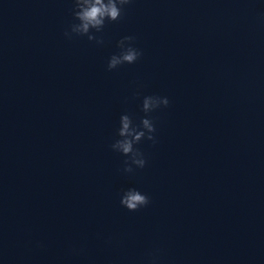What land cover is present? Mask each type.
<instances>
[{"label":"clouds","instance_id":"9594fccd","mask_svg":"<svg viewBox=\"0 0 264 264\" xmlns=\"http://www.w3.org/2000/svg\"><path fill=\"white\" fill-rule=\"evenodd\" d=\"M132 0H73L72 9L73 23L65 30L66 38L75 36H87L89 41L103 43L93 34L101 32L106 22H115L121 19L125 6ZM135 37L125 36L118 42L119 53L113 54L108 61L109 71L116 69L123 64H133L143 55L142 51L133 47ZM170 101L167 97L148 95L142 100L141 111L144 116L140 118L139 124H135L133 117L129 114H122L119 121V128L116 139L111 144V149L118 152L126 159L124 160V173H133L137 169H143L147 164L144 153L136 147L142 140L156 143V126L151 113L168 107ZM150 197L137 188L123 190L120 195V205L129 212H136L150 204ZM146 264H160L158 251L149 252L146 257Z\"/></svg>","mask_w":264,"mask_h":264}]
</instances>
